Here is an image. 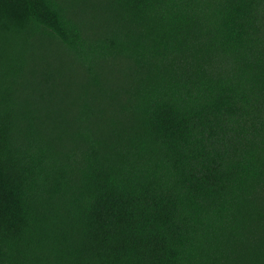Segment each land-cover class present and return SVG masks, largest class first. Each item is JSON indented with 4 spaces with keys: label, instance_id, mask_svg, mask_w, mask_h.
<instances>
[{
    "label": "trees",
    "instance_id": "obj_1",
    "mask_svg": "<svg viewBox=\"0 0 264 264\" xmlns=\"http://www.w3.org/2000/svg\"><path fill=\"white\" fill-rule=\"evenodd\" d=\"M0 264H264V0H0Z\"/></svg>",
    "mask_w": 264,
    "mask_h": 264
},
{
    "label": "rangeland",
    "instance_id": "obj_2",
    "mask_svg": "<svg viewBox=\"0 0 264 264\" xmlns=\"http://www.w3.org/2000/svg\"><path fill=\"white\" fill-rule=\"evenodd\" d=\"M47 58H48L47 55L42 54L43 61L47 60ZM49 65H50V63L45 62V63L41 64V67H47ZM57 84L59 85L58 89H61V91L55 92L56 94L54 96L52 95L51 90L49 88H47L45 85L38 86V90L42 91V92H49L51 95V98H53L54 100H60L62 103H57L59 108H61L66 102H68L67 104H68V108H69L70 102L68 100V87L72 88L73 84L68 85V78H64L63 82L56 81V83H55L56 87H57ZM66 85H68V87H66Z\"/></svg>",
    "mask_w": 264,
    "mask_h": 264
}]
</instances>
